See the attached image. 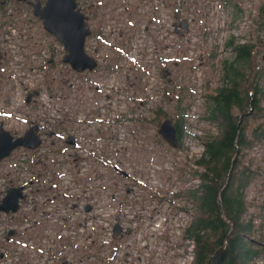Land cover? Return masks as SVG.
I'll use <instances>...</instances> for the list:
<instances>
[{"label": "built area", "instance_id": "built-area-1", "mask_svg": "<svg viewBox=\"0 0 264 264\" xmlns=\"http://www.w3.org/2000/svg\"><path fill=\"white\" fill-rule=\"evenodd\" d=\"M139 39L136 46V41L133 42V48L136 49L133 50V56L128 57L134 62V72L139 77L135 81L136 85L140 82L141 73L150 71L157 74L159 71L153 46L150 43L144 44L146 38L143 35ZM20 46L13 29L11 34L0 37V51L7 53V57H0V76L5 79L15 72L11 59L20 57L17 51ZM165 55L163 53L162 58ZM34 67L43 72L54 69L50 82L47 84L42 78L40 83L35 84L21 78L19 82L15 80L14 91L21 89L23 80L25 89L20 92L24 101L33 91L39 93L38 97L44 98L53 80L65 83L70 81L69 95H61V89L52 85L49 92L54 93L55 89L54 97L47 96L49 100L39 106L44 109L53 108L54 114L62 113L57 120L67 119L69 123H72L71 120H79L80 125L76 126L80 129L74 132L76 144L66 147L62 141L47 137L49 132L54 131V125L51 127L39 120L21 122V125L29 126L27 130H20L19 126L8 129L5 125L13 140L22 137L29 129L36 128L35 134L42 145L33 150L17 147L0 162L1 168L7 161L5 170L0 169V203L9 188H22L17 211L8 214L0 212V264H93L92 257H98L100 252L101 264H107L108 260L110 264H155L156 259H160L161 264H185L187 257L183 258L175 243L176 240L182 241L184 234L187 237V228L182 230L188 215L184 205L175 210L167 202L168 205L162 207L163 211L158 210L155 204V183L149 178H141V175L134 176L131 170L120 169L121 152L114 153L116 159L113 158L114 164L109 169L108 154L104 152L103 146L109 142L107 130L111 123L118 122L112 131H119L121 114L127 111L125 109L131 110L139 106L140 87L137 91H132L131 87H125L129 85L123 79L124 87L131 97L128 100L131 106H128L126 98L120 97L123 92L122 80H118V76L113 74H103L93 91L94 106H89L82 115L75 117L74 113L80 110V104L75 100L78 87L81 84L87 85L88 78L75 75L66 67L68 76L63 81L58 70L62 65L58 69L48 65L40 67L37 62ZM154 79L151 76L150 80ZM150 88L151 84L145 90V95H150L153 101L157 94L154 95ZM89 95L84 93V99ZM61 97L64 107L58 109L54 105V98L58 102ZM67 99L70 100V110L65 109ZM33 102H36L34 97L29 104H34ZM29 104L26 106L29 107ZM90 129L92 131L85 132ZM127 129L130 135H134V128L132 131ZM137 131L135 128V132ZM68 133L64 132L63 135ZM43 158H48L51 168L45 169L46 173L41 170L31 173L27 162L40 161L48 166L49 162ZM87 164H90V168H87ZM115 167L116 171L113 170ZM158 201L165 200L158 198ZM168 206L175 212H171ZM116 225L120 232L115 236ZM52 230H56L54 237ZM180 230L181 236L177 237ZM10 231L14 233L8 236ZM262 238L264 241V235ZM186 242L191 247L187 250V256L192 261L193 243L188 238ZM249 264H264V254L254 258Z\"/></svg>", "mask_w": 264, "mask_h": 264}, {"label": "rangeland", "instance_id": "rangeland-1", "mask_svg": "<svg viewBox=\"0 0 264 264\" xmlns=\"http://www.w3.org/2000/svg\"><path fill=\"white\" fill-rule=\"evenodd\" d=\"M114 1L116 2V0ZM152 2L156 7L159 4L163 5L164 0H153ZM170 4L172 22H174V16H177L179 20L186 19L189 29L186 33L182 31V35H179V31L171 35L169 41L172 45H169V48L164 52L165 54L171 53L169 66H164V63H161V68L159 66L157 74L150 71L141 73L140 82L136 85L137 89L140 87L139 106L137 108L133 107L131 110L125 109L127 111L121 114L119 131H112V128H115L118 122L111 123L110 128L107 130L109 142L103 146L104 152L108 154L109 169L114 164L113 158L116 159L114 153L121 152L120 169L131 170L134 176L141 175V178H149L155 183L157 196L155 204L158 210L161 211H163L162 207L167 206L168 203L175 210L185 205L186 201L183 200L181 195L186 190H193L198 184V180L194 177L190 178V173L191 170H198L195 161L201 157L204 151L203 143L208 136H216L218 133L217 128L205 119L208 106L206 98L223 85L224 62L234 58L231 48L226 46L228 40L232 39L235 45L244 43L255 45L252 57L254 58L256 72L250 86L256 84L261 90H264V15L261 12L264 7V0H171ZM155 10L158 12L157 7ZM154 17V20L151 18L152 24L157 27L162 26L163 15L158 16L156 13ZM138 22V28H143L145 21L142 16L138 18ZM109 28L113 27L109 26ZM107 41L113 43V45L116 43L109 37H107ZM166 41L168 42V39ZM98 46L100 53L95 52L96 45L93 40H90L86 46L87 53L90 55L95 54L99 62L103 59L109 61L106 59L109 55L106 54L113 51L105 45ZM132 50L136 51L134 48ZM132 53L134 54L133 51ZM11 60L13 61L12 68L15 69L11 76V84H15V80L19 82L21 78L28 79L35 84L40 83L43 78V82L45 80L48 84L52 78V73L55 72L54 69L50 72L38 70L34 67L37 62L33 63L22 57L12 58ZM69 66L67 65L68 68H70ZM51 67L53 68V66ZM33 69L35 71H32ZM163 70L170 72V74L164 77L161 74ZM40 71L41 73H39ZM246 72V76L250 79L252 66ZM159 74L161 75L159 76ZM256 75H258L257 78ZM60 76L65 81L68 74L64 71L63 75ZM151 76L155 78L152 81L150 80ZM133 78L135 81L139 78L136 72L131 74V80ZM69 82L53 80L52 85L61 89V95L67 96L69 95L68 91L71 92ZM123 82L125 81L122 79L121 88L123 92L120 97L126 98L125 103L131 106V103L128 102L131 98L128 95L129 91L125 89V87H131L130 82L127 81L129 86L126 85L125 87ZM149 84H151V92L154 95L157 94L153 101H151L150 95H145V90ZM245 85L246 83L243 86L246 87ZM45 87L47 89V86ZM50 87H48V92H46L44 98L38 97L39 93L33 91V93H37L33 96L36 102L29 104V107L26 106L27 104L22 96V88L17 89L7 97L1 94L0 125L2 124L3 130H7L5 125L8 129L19 126L20 130H24L26 126L21 125V122L39 120L51 127L54 125L58 131L66 133L70 123L67 122V119L57 120L58 115L61 117L62 113L57 112V114H54L52 112L53 108L44 109L39 106L45 100H49L47 96L54 97L55 89L53 90L54 93L49 92ZM18 88H20L19 85ZM131 90H134L133 87H131ZM249 92H252L251 89ZM36 97L38 98L36 99ZM262 99L260 101L262 112H256L255 115L248 117L244 122L248 137L251 136L257 126L264 125V98ZM54 101L56 102L55 98ZM61 101L62 97L58 102H54L56 108L64 107ZM66 101L65 109L69 108L70 110V100L67 99ZM182 109L184 110L182 119L184 135L180 147L172 149L157 134V129L165 119L176 120V115ZM63 111L65 112V110ZM80 114L82 115L81 111L74 113L75 117ZM109 120L111 119L109 118ZM78 121L76 120V123ZM127 128L130 131L134 128V135H130ZM135 128L138 130L137 132H135ZM89 131L92 130L85 132ZM113 137L116 139H111ZM236 158L238 160V170L246 167L254 173L250 184L243 193L246 206L241 221L244 223L252 221L253 227L249 233H246L251 239L264 244L262 239L264 235V209L262 208L264 206V141L254 142L250 148H246L236 155ZM43 160L49 162L48 158H43ZM11 162L16 161L11 160ZM6 164L7 161L1 165L0 169L2 171L5 170ZM26 165L31 173H35L37 170L44 172L45 169L51 168L50 162L46 166L41 164L40 161L36 163L30 160ZM87 165V168H90V164ZM150 174H153V176L150 177ZM32 178H35V176L32 175ZM158 198H164L165 201H158ZM168 208L170 207L168 206ZM171 208V212H175ZM186 208L188 215L186 223H183L182 230L184 231L190 226L193 213L189 202ZM173 228H175L174 225ZM182 230L177 233V237L181 236ZM55 231H51L53 237ZM186 238L184 234L182 241L176 240L175 243L183 254V258L187 257L185 264H191L192 261L187 256V250L191 247L186 242ZM248 240L247 238L246 243H244L247 248L262 250L261 245L250 243ZM92 259L93 264H101L102 253L100 252L98 257L93 256ZM109 261L107 264H110ZM155 264H161L160 259H156Z\"/></svg>", "mask_w": 264, "mask_h": 264}, {"label": "trees", "instance_id": "trees-1", "mask_svg": "<svg viewBox=\"0 0 264 264\" xmlns=\"http://www.w3.org/2000/svg\"><path fill=\"white\" fill-rule=\"evenodd\" d=\"M226 46L231 48L234 58L224 62L223 85L206 98L208 106L205 119L217 128L218 133L206 138L203 143L204 151L195 161L198 170H191L190 178L198 180L196 188L186 190L181 195L186 201L185 211L188 202L193 209L192 221L186 232L187 238L193 243L191 264H206L212 254L224 246L230 227L221 218L223 212L232 226L224 264H249L254 258L264 254V244L251 239L246 233L251 231L252 221H241L246 206L243 193L254 173L246 167L238 170L236 158V155L250 148L254 142L264 141V125L257 126L249 137L244 127L248 117L262 112L260 101L264 98V90L256 84L250 86L251 82L246 76V70L251 69L255 45H235L230 39ZM245 83L246 87L243 86ZM183 113L182 109L176 115V120L171 119L179 147L184 135ZM219 195L223 212L218 207ZM247 238L250 243L261 245L262 250L247 248L244 245Z\"/></svg>", "mask_w": 264, "mask_h": 264}, {"label": "flooded vegetation", "instance_id": "flooded-vegetation-1", "mask_svg": "<svg viewBox=\"0 0 264 264\" xmlns=\"http://www.w3.org/2000/svg\"><path fill=\"white\" fill-rule=\"evenodd\" d=\"M152 1L75 0L76 9L83 15L86 29L89 30V34L85 36L83 41V51L96 61V66L92 71L86 70L82 73H77L71 66L62 62L66 54L63 45L58 41L56 36L44 29L42 21L35 15V11H39L46 6L47 0H0V37L3 34H11V29H13L21 44L17 50L20 57L33 63L38 62L40 67L48 65L58 69L62 65V68L58 69L60 74H63L67 70L66 67L68 65L70 67L68 70L70 69L73 74L86 76L88 84H81L78 87L75 99L80 104L79 111L85 112L89 106H94L93 91L96 82L101 80L103 74L116 75L118 76V80L125 79L126 82H130L129 85L133 87L134 91L138 90L135 79L131 80V74L134 73V62L129 60L128 57L129 55L133 56V53H131L133 42L136 40V46L140 42L139 38L141 35L146 38L144 44L150 43L153 46L154 59L160 68L161 63H164V66L170 65V53L166 54L164 58H162V54L171 45L169 39L173 34L172 26L179 19L177 16H174V22H172L171 0H164L163 5H156L158 12H156V7ZM156 13L158 16L163 15L162 26L157 27L151 22V18L155 19ZM140 16L145 21L143 28H138V18ZM109 26L113 28L108 29ZM107 37L116 41L115 45L108 42ZM166 39H168V42ZM90 40H93L96 45V53H100L98 45H105L113 51L106 54L109 55L106 58L109 61L103 59L102 62H99L95 54H92V56L87 53L86 46ZM0 57L2 59L7 57V53H1L0 51ZM164 71H161L162 75ZM10 81L11 77L5 79L3 76H0V95L3 94L7 97L14 92V84H11ZM21 88L25 89L23 82H21ZM84 93L90 95L84 99ZM76 125H80V123H76L75 120L69 124V133L66 136L63 135L64 132L58 131L55 127L54 131L47 134V137L62 141L66 147L74 146L77 140L74 132L80 129ZM27 128L29 126L25 130ZM68 140L72 143H68ZM41 145L42 141L40 140L39 146ZM113 170L116 171L117 168L115 167Z\"/></svg>", "mask_w": 264, "mask_h": 264}, {"label": "water", "instance_id": "water-1", "mask_svg": "<svg viewBox=\"0 0 264 264\" xmlns=\"http://www.w3.org/2000/svg\"><path fill=\"white\" fill-rule=\"evenodd\" d=\"M262 14L264 15V7L262 9ZM35 15L42 21L44 29L56 36L58 41L63 45L65 49V56L62 62L71 66V68L77 72L82 73L86 70L92 71L96 63L93 58L87 56L83 51V41L86 35L89 34V30L86 28V23L84 22V17L81 12L76 9L75 0H47V4L44 8L39 11H35ZM173 34L179 31V35L186 33L189 28V24L186 19L181 21H175L173 24ZM181 30V33H180ZM183 31V32H182ZM264 60V57H263ZM252 74L249 79V83L252 81L256 69L254 65V58L251 61ZM169 72L164 71L163 76L167 77ZM37 95L36 92L30 93L26 96L25 102L28 104L31 102V98ZM36 128L29 129L22 137L13 140V137L2 128L0 125V162L8 157L10 153L17 147H24L29 150L37 148L40 144L39 137L35 134ZM157 134L162 138V140L172 149L177 148L178 141L176 138V129L173 126L171 120L165 119L161 122L157 129ZM68 143H72L68 140ZM22 188H9L6 191L5 197L0 203V212L15 213L18 209V200L22 198L21 195ZM220 201V212L222 210L220 195L218 197ZM89 210V207H86ZM222 220L226 225L230 227V232L232 231V226L228 223L225 218L224 212L221 216ZM120 228L118 225L114 228L115 236L119 234ZM14 232L10 231L8 236L12 235ZM228 234V236H229ZM227 239L224 242V246L218 248L212 256L208 259L206 264H224L227 256Z\"/></svg>", "mask_w": 264, "mask_h": 264}]
</instances>
